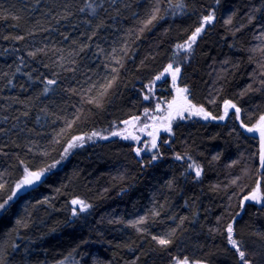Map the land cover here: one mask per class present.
I'll return each mask as SVG.
<instances>
[{
    "label": "trees",
    "instance_id": "obj_1",
    "mask_svg": "<svg viewBox=\"0 0 264 264\" xmlns=\"http://www.w3.org/2000/svg\"><path fill=\"white\" fill-rule=\"evenodd\" d=\"M174 87L215 119L125 139ZM263 113L264 0H0V264H264Z\"/></svg>",
    "mask_w": 264,
    "mask_h": 264
},
{
    "label": "snow or ice",
    "instance_id": "obj_2",
    "mask_svg": "<svg viewBox=\"0 0 264 264\" xmlns=\"http://www.w3.org/2000/svg\"><path fill=\"white\" fill-rule=\"evenodd\" d=\"M155 19H156V16L153 15L152 19L149 20L148 23L150 24L152 22V20H155ZM212 19H213V16H211V15L205 16L203 18L205 24L210 23L212 21ZM202 30H203V25H201L200 28L196 29V31L193 33V35L190 38V42L187 44L186 47H185V45H178L177 47L178 48H182L185 51H190L191 48H192V44H194L196 42V39L200 35ZM30 55H34V53H30ZM166 71H172L173 81H175L176 74H178L180 72V69L177 67V68H175L173 70L172 69V65H169L168 69H166ZM159 78L160 77H157V79H159ZM47 83L48 84H54L55 81L54 80H49V81H47ZM110 86L111 85L109 84V87ZM45 91H47V88L45 89ZM179 91L183 93V92H186L187 89H180ZM145 99H147V97H145ZM229 108H234L236 113H237V116H238V114L240 112V109L237 108L235 104H232L231 102L225 101V115H227V111H228ZM169 109L171 110L169 118H171L173 112L176 115H181V118H183L182 117V113L185 112V111L189 112L192 115H200L204 119H209L211 117V113L206 112L203 107H197L195 104H192L191 101H189L186 96L183 97V103H177V101H173V103L169 105ZM211 118L215 119V117H211ZM223 118L224 117H220V119H223ZM124 123L128 124L129 121H124ZM145 127H147V125ZM168 130H170V128ZM254 130L261 131V135L264 136V116H261L259 118L258 124H257L255 129H252V128L249 129V131H254ZM93 135L95 136V135H98V134L97 133H93ZM113 135H120V133H118V132L117 133H113ZM149 135H152V133H149ZM102 138H106V137H102ZM124 138L127 139L128 137L125 136ZM75 139L78 140V141H81L80 146H83L82 142L84 140V137H76ZM89 139H91V137H89ZM133 139H135V137H133ZM76 146L77 145L75 143H70L68 145V148L65 149V153L68 152L69 148H73V147H76ZM152 147L153 148L156 147L155 138L153 139ZM139 153H140V149H137V155H139ZM154 158L155 157H153V159ZM177 159H180V157H177ZM57 163H59V161H57ZM261 164H262V166H264V153L261 154ZM54 166L55 165H53L52 167H54ZM43 171L44 170L39 171V172H30L27 169H25L26 175L24 176V179L17 185V190H19V189H21V188H23L25 186H31L35 182L39 181L40 177L43 175ZM196 175H197V177H199V175H200V171L198 169L196 171ZM14 195H15V193H13V196ZM12 198H13L12 196L8 197L9 200H11ZM244 199L245 200H253V201H256L257 203H261L262 202V197H261V195L259 193V184L257 185V190L254 191L250 196H245ZM5 203H7V201H5ZM72 204L73 205H79V211H81V212L86 211L87 208L89 207V205H87L82 200H73ZM2 208H4V204H0V209H2ZM73 215L74 216L77 215V209L76 208H73ZM142 222L143 221H136L135 223H142ZM226 231H227V234H228V241L236 249V251L238 252L240 260L243 262V264H250V262L247 259H245V255H246L245 252L242 251L239 248L237 240H235L233 238V225L232 224H228ZM154 239H156V238L154 237ZM157 242L160 245H167V244L170 243V241L166 240V239H159ZM185 264H187V262H185Z\"/></svg>",
    "mask_w": 264,
    "mask_h": 264
},
{
    "label": "rangeland",
    "instance_id": "obj_3",
    "mask_svg": "<svg viewBox=\"0 0 264 264\" xmlns=\"http://www.w3.org/2000/svg\"><path fill=\"white\" fill-rule=\"evenodd\" d=\"M159 77L160 78L158 79V81L162 79L163 77H168L171 79L172 84L174 82L172 71H165L162 75H159ZM176 77H177V74H176ZM179 90L180 88L174 87L173 88L174 95L171 96L170 100H167V101L161 100V102H159L156 105L154 111L146 112L142 118L128 120L129 121L128 124H125L124 122H122L121 127L126 126L123 129L124 131L123 137L127 136L128 137L127 139L133 140L134 143L137 144L136 146L137 148L142 143V141L144 145H147V144L150 145L153 142V139L157 137L159 130L165 127L166 124L179 120V119L188 118V117H191V118L192 117H196V118L202 117L200 115H192L189 112L185 111L182 113L183 118H181V115H176L174 112L171 118H169L170 111H171L169 109V105L172 104L173 101H177V103H183V97L186 96L184 92L182 93ZM261 116H264V113ZM261 116H259V118ZM259 118L251 125L252 129L256 128ZM146 125L147 127H145ZM259 132H260L259 139L261 140L259 142L263 141L262 146H261L262 148L264 146V136L261 135V131ZM149 133H152V135H149ZM133 137H135V139H133ZM84 140H86L85 137H84ZM79 142L81 141H78L76 139H73L71 141V143H75L76 145L79 144ZM73 148H69V150H72ZM185 262H187V264H200V263H192V262L185 261V260L174 261L172 264H185Z\"/></svg>",
    "mask_w": 264,
    "mask_h": 264
},
{
    "label": "water",
    "instance_id": "obj_4",
    "mask_svg": "<svg viewBox=\"0 0 264 264\" xmlns=\"http://www.w3.org/2000/svg\"><path fill=\"white\" fill-rule=\"evenodd\" d=\"M245 131L247 132V133H252V132H255V131H257V130H254V131H249V129L248 128H245ZM262 153H264V146L260 149V151H259V157H258V161H259V168L260 169H262V164H261V154ZM43 178H44V175H42L41 177H40V180L39 181H37V182H35L34 184H37V183H39V182H41L42 180H43ZM33 185V184H32Z\"/></svg>",
    "mask_w": 264,
    "mask_h": 264
}]
</instances>
